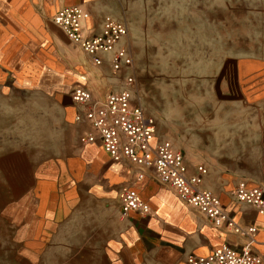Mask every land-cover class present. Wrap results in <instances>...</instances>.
Listing matches in <instances>:
<instances>
[{"label": "rangeland", "instance_id": "rangeland-1", "mask_svg": "<svg viewBox=\"0 0 264 264\" xmlns=\"http://www.w3.org/2000/svg\"><path fill=\"white\" fill-rule=\"evenodd\" d=\"M131 1L133 104L206 170L254 161L264 181V0ZM64 50L0 55V264H151L67 116L80 72Z\"/></svg>", "mask_w": 264, "mask_h": 264}, {"label": "crops", "instance_id": "crops-1", "mask_svg": "<svg viewBox=\"0 0 264 264\" xmlns=\"http://www.w3.org/2000/svg\"><path fill=\"white\" fill-rule=\"evenodd\" d=\"M67 6H80L90 15L84 28L85 35L91 37L101 32L103 21L108 16L129 25L132 1L0 0V55L15 56L23 47H50L56 49V59L64 62L67 37L63 30L54 24L53 18L59 10ZM128 38L129 36L120 43L119 47L126 48L132 55ZM77 49L79 60L72 62L73 68L80 72L77 77L74 76L78 84L76 87L87 89L95 101H103L109 92L120 91L124 80L133 72L130 70L114 73L110 55L104 56L102 66L97 67L87 55ZM68 63L70 64L69 61ZM72 106L68 109L67 116L69 119L73 118L74 124L83 129L79 142L83 148L92 153L93 150L101 152V159L106 161L105 164L112 177L111 184L120 190L119 204L122 192L133 189L151 207V214L147 217L137 214L127 217L138 238V245L143 248L151 264H185L189 256H207L224 244L238 251L247 245L248 241L242 236L215 228L203 215L183 203L175 191L158 182L152 170L145 171L143 180H138V170L125 162L114 163L104 152L99 141L86 144L85 138L95 132L88 124L75 122L77 108L73 102ZM260 127L264 128V120L260 123ZM261 131L264 132V129ZM156 141H163L159 134H156ZM180 153L184 157L188 175L195 176L200 165L190 156H185L181 151ZM224 157L237 158L234 152L227 153ZM248 158L251 160L257 156L249 155ZM207 167L208 174L204 177L200 190L211 192L218 197L224 210L237 225L244 228L254 226L258 229V234L251 245V252L264 260L262 220L254 208L240 204L234 196L241 182L247 183L249 187L264 188V181L255 177L257 162L234 163L223 168L213 164Z\"/></svg>", "mask_w": 264, "mask_h": 264}, {"label": "built area", "instance_id": "built-area-1", "mask_svg": "<svg viewBox=\"0 0 264 264\" xmlns=\"http://www.w3.org/2000/svg\"><path fill=\"white\" fill-rule=\"evenodd\" d=\"M89 19L90 15L82 7L67 6L57 12L53 22L95 66H102L103 57L110 55L114 73L133 70L132 56L126 48L119 47L128 37L127 24L108 16L101 32L88 37L84 24ZM134 85L135 79L128 76L122 89L109 92L103 101H95L84 87L73 89L71 100L77 108L75 122L88 124L95 132L84 142L94 144L99 141L114 163L125 162L136 168L138 180H143L145 171L152 170L160 184L175 191L183 203L203 215L215 228L225 229L229 234L242 236L248 241L241 251L224 244L207 256H189L185 264H264L260 256L251 252L258 229L237 225L218 197L200 190L208 174L204 167L200 166L195 176H189L183 155L169 141H156L155 122L146 116L141 106L133 104ZM234 196L240 204L257 211L264 229V188L249 187L241 182ZM120 211L124 218L131 214L147 217L151 214V207L137 191L126 189L120 197Z\"/></svg>", "mask_w": 264, "mask_h": 264}]
</instances>
